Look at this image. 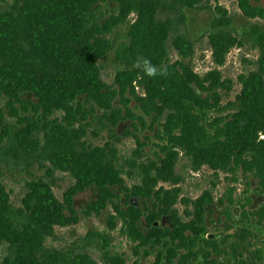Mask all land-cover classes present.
I'll list each match as a JSON object with an SVG mask.
<instances>
[{
	"label": "trees",
	"instance_id": "1",
	"mask_svg": "<svg viewBox=\"0 0 264 264\" xmlns=\"http://www.w3.org/2000/svg\"><path fill=\"white\" fill-rule=\"evenodd\" d=\"M225 1L235 2L247 21L264 18V10L253 4L259 0ZM204 9L213 13L206 42L215 65L247 42L257 53L252 62L246 60L250 69L238 74L239 90L225 105L219 90H229V81L216 68L193 70L192 42L180 29L186 10ZM231 24L227 9L208 0H0V165L37 164L45 172L25 181L17 204L0 182V264H99L88 252L46 244L56 228L77 223L73 198L86 190L95 191L96 212L111 204L127 237L155 250L151 264H225L226 255L234 264H264V31L249 25L240 35ZM120 27L123 38L115 41ZM169 40L178 59L170 60ZM109 53L116 66L113 84L101 77V61ZM138 56L158 74L142 71ZM127 97L157 127L153 158L138 141L131 156L120 159L113 144L86 139L88 120L98 110L110 115L112 127L138 119ZM115 100L122 109L114 107ZM180 159L194 173L205 167L250 174L263 199L251 212L263 227L262 238L237 228L228 236L229 252H223L226 243L217 244L205 224L217 203L213 188L195 199L182 196ZM56 171L72 179L60 198L48 179ZM131 177L136 183L127 189L125 179ZM115 188L149 200L148 214L113 204ZM141 217L149 226L146 233L138 227ZM101 258L107 262L105 253Z\"/></svg>",
	"mask_w": 264,
	"mask_h": 264
},
{
	"label": "rangeland",
	"instance_id": "2",
	"mask_svg": "<svg viewBox=\"0 0 264 264\" xmlns=\"http://www.w3.org/2000/svg\"><path fill=\"white\" fill-rule=\"evenodd\" d=\"M208 1L212 6L218 4L227 9L232 19L231 26L237 34L241 35L243 29L249 31L247 28L249 25L259 26L264 31V18L247 21L240 14L235 2ZM253 4L264 10V0H259L258 3ZM185 15L184 26L180 29L192 42L189 57L190 65L198 74H203L213 68L220 70L222 78L229 81L225 84L229 90H219L222 96L221 104L225 105L227 102L233 101L239 90L236 77L241 72L250 69L246 60L252 62L256 58V50L253 49L252 44L247 42L243 48L231 49L225 56L224 63L217 66L212 60L211 51L206 42V35L210 30V23L213 18L212 11L205 9L186 10ZM123 34L124 28L120 27L113 34L114 40L120 41ZM168 51L170 60L178 59L170 40ZM112 57L113 54L109 53L101 61V77L107 84L114 83L116 66L112 62ZM114 107L122 109L118 100L114 101ZM127 107L131 110L132 115L138 119H123L118 122L116 127H112L110 115L104 116V113L98 110L94 119L88 120L90 127L86 139L92 144L102 145L104 142L113 144L120 159L130 157L135 149L136 141H138L143 145L144 155L147 158H153L154 153L158 152L156 146L159 144V139L156 138L155 134L157 127L152 123L153 119L143 114L136 102L130 97H127ZM176 171L179 178L182 179L180 188L184 197L195 199L203 191L213 188L212 196L217 203L209 208L210 212L206 214L205 224L207 231L212 234L217 244L222 246L226 243L221 249L223 252H229L226 246L230 244L231 238L228 236L233 234L237 228L252 229L262 238L263 227L255 224L257 218L252 217L251 212L262 205L263 199L258 192L257 181L253 180L250 174L239 169L232 173L213 172L205 167L194 173L188 168L185 159H180L177 162ZM42 176H45L44 169L37 164L28 166L23 164L0 165V182L9 191L10 200L14 204L18 203L24 193L25 181ZM48 179L52 180L53 191L58 198H60L62 191L72 183L69 175L58 171L52 173ZM134 183H136L134 177L126 178L125 188L129 189ZM164 186L168 187L167 184ZM113 190L112 203L121 210L132 205L143 210L144 214H148V209L151 208L149 200L131 197L124 189L115 188ZM228 198L232 201L229 202ZM95 199V191L86 190L77 193L73 198V209L77 223L70 227L56 228L54 237L46 240L47 246L88 252L99 264H118L117 261L111 260L112 257L121 259L122 264H151L154 260L155 250L148 247L143 248L127 237L121 219L115 214L111 204L96 212L93 209ZM219 200L221 203H218ZM177 208L181 212L183 206L178 204ZM226 209L229 212L228 216L224 214ZM163 223L166 224V219L163 220ZM138 227L142 233L149 230L148 223L143 217L139 219ZM256 243L259 245V241ZM1 252L2 249L0 248ZM101 252L108 257L106 263L101 258ZM223 261L225 264H234L230 255L223 256Z\"/></svg>",
	"mask_w": 264,
	"mask_h": 264
},
{
	"label": "clouds",
	"instance_id": "3",
	"mask_svg": "<svg viewBox=\"0 0 264 264\" xmlns=\"http://www.w3.org/2000/svg\"><path fill=\"white\" fill-rule=\"evenodd\" d=\"M148 76H155L158 74V70L155 66L151 65V62L143 57H137L136 62Z\"/></svg>",
	"mask_w": 264,
	"mask_h": 264
}]
</instances>
